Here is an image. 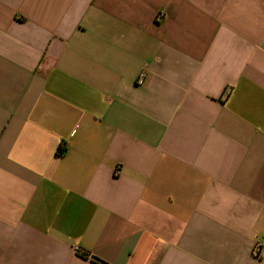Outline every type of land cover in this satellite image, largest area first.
I'll use <instances>...</instances> for the list:
<instances>
[{
    "label": "crops",
    "instance_id": "1",
    "mask_svg": "<svg viewBox=\"0 0 264 264\" xmlns=\"http://www.w3.org/2000/svg\"><path fill=\"white\" fill-rule=\"evenodd\" d=\"M92 256L264 264V0H0V264Z\"/></svg>",
    "mask_w": 264,
    "mask_h": 264
},
{
    "label": "trees",
    "instance_id": "2",
    "mask_svg": "<svg viewBox=\"0 0 264 264\" xmlns=\"http://www.w3.org/2000/svg\"><path fill=\"white\" fill-rule=\"evenodd\" d=\"M64 147H62L61 145H58L57 146V149H56V151H55V156H61L62 154H63V152H64ZM81 256H86V253H84V252H82L81 253ZM91 260L94 262V263H96V264H105V263H103L102 261H100L98 258H96L95 256H92V258H91Z\"/></svg>",
    "mask_w": 264,
    "mask_h": 264
},
{
    "label": "built area",
    "instance_id": "3",
    "mask_svg": "<svg viewBox=\"0 0 264 264\" xmlns=\"http://www.w3.org/2000/svg\"><path fill=\"white\" fill-rule=\"evenodd\" d=\"M259 250H260V246H257V247H255L254 252H255L256 254H258Z\"/></svg>",
    "mask_w": 264,
    "mask_h": 264
}]
</instances>
